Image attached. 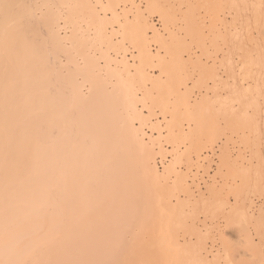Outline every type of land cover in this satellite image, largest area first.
I'll list each match as a JSON object with an SVG mask.
<instances>
[{"label":"bare ground","instance_id":"obj_1","mask_svg":"<svg viewBox=\"0 0 264 264\" xmlns=\"http://www.w3.org/2000/svg\"><path fill=\"white\" fill-rule=\"evenodd\" d=\"M180 2L185 9L177 13L181 15L178 21L186 36L183 39L177 36L180 27H176L178 32L173 34L167 29L169 31L165 33L168 32V36L164 39L152 29V25L146 20L139 7H135L132 0H0V264H163V258L167 256L163 253L168 252L170 256L171 250L168 251L167 248L164 249L165 252L159 250L164 248L162 245L158 251L163 252V258L161 253L154 249L155 245L150 247L141 240L145 232L148 233L150 229H147L149 226L147 223L151 225L152 220L157 224L160 222L158 229L160 231L162 229L165 234L164 228L170 220L166 222L162 213L157 210L162 209L160 206L167 208L170 196H165L168 198V201H165L163 194L168 191L167 188L170 191V187H167L166 181L163 182L164 176L162 177L153 164V147H149L143 141V127L149 125V117L143 115L141 109H137L136 106L137 102H140L142 108L147 107L148 114L154 115L155 103L160 104L159 100L155 102L154 96L159 94V91L163 93L166 84H163L162 88L161 83L164 82H160L159 89L158 80L146 79L150 81L148 84L147 81L141 84L138 82L139 88L143 91V100H138L135 90H132L134 82L132 78L127 74L124 81L120 79L125 77L119 78L122 74V72L119 74V71H123L121 68L127 66L124 56L117 61L116 58L112 59L107 51H124L122 40H126L137 53L132 57L138 62L135 68L142 67L146 63L150 65L155 60L152 58L147 41V29H150L152 32L150 37L159 43L157 45L163 53L161 57H157L155 64L162 74L165 72L166 82H170L171 86L173 75L169 81L167 74L171 72L173 74L175 70L173 68L176 62L178 63L177 48L183 45L190 31L188 36L192 43L189 44L190 46L195 44L196 50L199 48L204 52L215 53L222 51V55L226 53L223 51L228 47L235 50L236 58L239 60L236 64L241 63L239 71L241 82L251 81V84L254 83L253 85L256 86L257 79L260 78L259 71L264 68V57L261 55L263 58L259 57L262 62L256 61L258 58H255L258 56H253L254 52H264V0H191V5H185L188 4V0H180ZM118 5L122 7L129 5V12L134 9L132 17L130 16L132 19L127 15L128 9L121 11L125 9L123 7L120 9L121 12H118L116 10V6L119 9ZM172 8L169 0H148L146 5L148 11L157 10L164 28H168L176 17L173 13L175 7ZM200 9H203L204 15L206 14L210 19L206 20L209 21L208 34L203 30L205 24L204 19L201 20ZM78 20L84 22V28L79 25ZM114 24L119 30L113 28ZM111 28L112 30L109 31ZM89 30L92 32H88ZM117 34L122 39L121 42L117 41ZM184 47L186 48V45ZM224 57L226 63L227 56ZM197 58L199 59V55ZM134 59L132 60L135 61ZM227 59L229 61L231 58L227 57ZM196 62L193 63L194 66L198 65ZM127 64L129 65V62ZM213 65L212 63L210 67ZM230 67L229 72L233 70L232 66ZM135 68L133 71L136 72L132 75L134 79L137 77L136 81H139L138 76L145 73L141 72L144 68L141 70ZM168 69L171 70L170 73ZM126 71L130 74L129 70ZM235 75L234 73V77ZM232 76L230 77L233 81ZM262 78L264 81V77ZM140 79L145 80L144 77ZM217 79H213L212 99L203 100L202 97L199 101L193 100L194 105L188 104L189 101L184 100V91L180 92L177 83L174 89L175 84L172 83L171 91L174 94L169 93V97L176 96L175 102L171 103L173 112L167 105L164 112L160 111L164 116L162 118H166L164 114L170 111L172 114L168 115L169 121L173 122L176 117L180 119L181 116H185L186 118L183 117L185 120H182L186 122L189 120L193 124V128L189 126L192 132L188 130V135L181 132L182 128L175 133L173 126L176 124L169 126L168 122L167 127L164 126L167 131L164 139L173 146L175 161L180 159V155H177L179 144L188 142L193 148L201 143L203 135L207 136L205 140H208L213 134L212 128L215 127L212 120L216 119L214 116L222 120L223 125L219 132H230V135L225 136L226 142L224 141L222 145L232 141L233 134H236L234 136L238 137V141L244 145L248 144L249 136L246 133L251 134L247 130L249 121L243 118L242 110L246 107L255 108L254 102L250 100L252 98L246 97L251 91L248 89L249 93L246 92L245 95L244 91L241 93V90L238 92L239 89H236L239 82L234 85L232 81L233 84H228L227 81L230 79L226 83H220ZM198 81L195 83L197 87L200 84ZM220 86H223L228 93L224 98L218 96L217 90ZM250 86L248 85L247 88ZM256 87L258 90L259 85ZM176 88L180 93H175ZM152 90H155V95ZM187 94V98H190L188 91ZM166 95L164 96L167 100ZM234 101L239 103L238 110L232 107ZM166 110L168 111L165 112ZM152 126L160 137L161 129L164 127L161 128L159 124ZM198 132L203 135L197 137ZM219 132H216V135ZM154 140H150L149 143H155ZM253 140L255 143L252 142V145L255 147L259 144L258 136ZM236 142H233V147ZM223 147H221L222 158L218 159L221 163L219 168L224 167L222 169H226L225 175L238 176L244 182V170L238 165L237 169H234L236 158L231 159L234 163L228 159L230 155L226 153L229 152L226 151L228 148ZM229 160L232 164L228 163ZM166 171L171 176L173 174L175 176L171 165ZM246 174L248 175V172ZM178 181L175 185L182 190L178 189L180 192H183L184 189L186 190L182 186L184 182L181 180L182 183L178 184ZM225 185L227 187V184ZM213 186L214 184L211 186L213 188L211 191L209 188V197L201 198V202L205 200L204 204H201L205 209L204 213L210 209L208 214L212 211L216 215L217 210L225 203L222 202L221 205L217 203L218 195ZM169 194L172 196V193ZM171 206L169 205L167 210L163 207L162 212L166 210L168 213L170 209V214L175 208L176 214L180 217L182 202L177 203L175 207ZM224 208L223 206V210ZM236 212L235 217L232 215L231 223L237 222L244 228L241 221L246 219L253 221V214V217L250 214L243 215L239 209ZM163 215L165 216L164 213ZM146 218L148 222L141 226ZM132 223H137L138 226ZM133 225L138 230H134ZM149 227L152 229V226ZM180 227V220L171 223V228L175 232ZM260 227L262 228V225ZM143 229L148 231L144 232ZM256 231L259 236V228H256ZM150 234L151 232L148 236H151ZM247 236L249 237L248 234ZM151 237L156 238V235ZM248 237L246 239L248 241L244 243L245 248L247 243L250 244L252 241H249ZM152 239L151 241L146 239V242L152 243ZM200 243L201 241L197 247L183 251L184 255L170 256V262L201 264L202 258L205 257V255L201 257L203 253L201 250H204L205 246L201 249L200 246L202 247L203 244ZM175 247L177 249V246ZM165 260L169 262V259L165 258ZM256 262L260 264L259 260ZM251 263L253 262L249 261L248 264Z\"/></svg>","mask_w":264,"mask_h":264},{"label":"rangeland","instance_id":"obj_2","mask_svg":"<svg viewBox=\"0 0 264 264\" xmlns=\"http://www.w3.org/2000/svg\"><path fill=\"white\" fill-rule=\"evenodd\" d=\"M104 1H106V0H104ZM132 1H134L135 7L136 8L139 7L141 13H143L144 17H146V20L152 25V29L156 30L158 32V34H161L160 37L161 36L163 38L167 37L168 36V34H167L168 32L167 33H165V32L169 31V30H171L173 32V34H176L178 32V29L176 31L175 28L176 27L178 28V27L181 26V24H179V21H178V18L181 15H177V13L179 11L182 12L185 9L184 5L183 6L180 5V3L182 4V2H180V0H171V1L169 0V2L171 4V7H173V8L175 7L174 10H173V13L176 14L175 15L176 17H174V20H172V22H171L174 25L172 26V24H171V25L168 26V28H164L162 26V23H161L162 19L159 17V14L157 13V10H151V11L146 10V5H147V1L148 0L147 1L146 0H132ZM118 4H121V3H118ZM178 5L181 8H179ZM185 5H191V0H188V4L186 3ZM118 6H119V9L116 6V10L119 12L120 9H122L124 7V5H123V7H122V5H118ZM124 8L125 9H122L121 11L128 9L127 12H129V5L125 6ZM202 10L200 9V11H199V14H201L200 15L201 16V20L202 19H204V21L210 20L207 17L206 14L204 15V12ZM132 11H134V9H132L130 11L131 13L130 12L127 13L128 17L130 19H132L131 18L132 17V13H133ZM175 18L178 21L177 25H176L177 21H175ZM204 21H203V23L205 24V26H203V28L205 27L206 30L205 29H203V30H204V32L206 34L208 32V30H209V28L207 26L209 21H206V22H204ZM78 23L82 27L85 26L84 22H82L81 20H78ZM209 26H210V23H209ZM113 28L116 29V30H119L118 26H115V24H114ZM180 28H179V32L177 33V36H180L181 39H183L186 35H185L183 29L181 28V30H180ZM207 28H208V30H207ZM167 29H169V30H167ZM110 30H112V28L109 29V31ZM88 32H92V31L89 30ZM147 32H148L147 41H148V45H149V50H150V53L152 54V58L155 59V60L153 61V59H152L153 62L150 63V65H148L149 63H146L147 66H146V64L144 66H142V67L141 66H138V67L136 66L140 70L142 68H144V69H142L143 71L141 70V72H145V73H141V76L140 75L138 76L139 77V81H136V80H138L137 77L134 79L133 78L134 76L132 75V74H135V72H136V70L135 71H133V70L135 68V65H137L138 62H137L136 58L135 59L132 58L133 56L135 57V55L137 53L135 51H133V48H132V46H131V44L129 42H127L126 40L123 41L122 39H120V36H118L119 34H117L116 35L117 36L116 39H117L118 42H121V40H122V45L125 48L124 51H122V50H118V51L110 50L109 51L108 50L107 53L109 52L108 55L110 54L109 56L112 59L116 58L117 61L121 60L120 58H123L122 56H124V60L129 62V65L127 64V62H126V65L129 66V67H130V64L133 65L134 68L133 67L128 68L127 66L124 67L125 70H124V68L123 69L121 68V70H123V71H125L127 73H124L123 71H119V74H121V72H122V74H121L122 76L119 75V78L125 77V78H121L120 79V80L123 79V81L126 79L127 75L132 78L131 80L134 81L132 83L133 84L132 85L133 88L130 86L131 84L129 83V82H132V81H129L128 83L130 84L129 86L132 88V90L133 91L135 90L134 93L137 94L136 97H138L137 98L138 100H140V101L143 100V98H142L143 97V95H142L143 91L139 88L140 87L139 83L141 84V83H144L145 81H147V84H148L150 82L148 80H158L157 81V84H159L158 87L160 86V82H164V83H161L162 84V88H163V84L164 85L166 84L165 85V90L166 91L163 89L164 90L163 93H160V91H159V94H156V93H154L156 89L154 91L152 90L154 95L156 94L159 97L158 98L155 95L154 96L155 99L154 98L153 99L155 100V102H158L156 100H159V102H160V104L157 103L158 104L157 105L155 103V106L154 107L152 106L154 108L153 110L155 111L154 115L148 114L149 111H148L147 107L146 108L145 107L142 108V105L140 104V102H137L136 106H137V109H141L142 113H144L143 115L149 117V121H150L149 125L143 127V132H144L143 141H144L145 144H148L149 147H151V148L153 147L152 148V152L154 151L153 164L155 165V167L158 170V172L161 173L162 177L164 176L163 179H162L163 182L166 181L165 183H167L166 184L167 187H170V191H169V188H167V187H166L167 188L166 190H168L170 193H172V196H171V194H169V192L166 191L168 195L166 194V192H164L165 195L163 194V196L164 197L165 196H170V197H168L169 198V202H168L169 205H172L173 207H175L177 203L182 202L183 207H182V211H181L180 217H179V214H176L177 211L175 210V208H174L175 212H173L174 210H171V212L169 214V210H170L169 209L168 213H166L167 212L166 210H167L169 205L165 202V201H168V198L165 197V199H164L165 201L164 200L163 201H164V203L167 204V206H166L167 208H165L164 206L163 207L166 210L165 211L163 210V212H162V209H164V208L161 207V206H160V208H162V209H160V211L157 210L160 214L162 213L161 215L164 217L166 222H167V220H170V221L167 222V224L169 222L170 223L168 224V226L166 224L165 228H164V225L162 224L163 228H164V231H165V234H163L162 229H161V231L159 230L160 228H159L158 225H159L160 222L157 224V222H154L153 220L151 221V219L148 217V220H150L152 224L151 225L148 224L147 223L148 221H147V218H146L145 219L146 220L145 223H144V220H143L142 221L143 225H141V226H144L147 223V225L152 226V229H151V227L148 226L147 229L150 228L149 231L146 229L148 231V233H146L145 232L146 230L143 229V231L145 232V235H144L145 237L143 236V238H145V239L141 238L142 241L144 240L142 243L145 244V245H148L150 247H152L153 245H155V246L158 245L157 247L154 246V249L156 248L157 250L156 249L155 250L159 254L161 253L160 255H161L162 258L164 257L163 254H165V255L168 256V257L165 256V258L169 259V262H168V260H165V258H163V264H172L170 262L171 261V257L170 256H173V255L174 256L175 255H184L183 251H185L186 249L190 250L193 247L199 246V244H198L199 241H201V243L203 244L202 245L200 243L202 245V247L200 246V248L204 249L203 247L205 246V249H206V250L205 249L201 250V252H203L201 257H203L205 255V257H203L204 259L202 258V262L203 263L201 262V264H206V262H207V264H213L214 261L216 262L214 264H229V263L235 264L236 262H237V264H243V262L248 264L249 261L253 262L254 264H258V262H256V260H259L260 264H264V131H262L263 127H264L262 125V124H264V81H263V78H262V77H264L263 76L264 75V68H261L260 71L258 70L260 72V75L259 76L257 75V76L260 77L261 80H260V78L257 79L258 77L256 76V79L258 81V84H256V86L259 85V88L257 90V87L255 85H253L254 83L251 84V81H246L245 80L244 82L243 81L241 82V80H240L241 78H239V75H240L239 71L241 69V65H240L241 63L237 62V64H236V61H239V60L236 58L237 55H236L235 50H233V49L231 50L228 47V48H226L227 50L225 49V51H223L224 53L226 52L225 54L223 53L225 56H227L228 58H231L228 61V59L226 57L225 61L226 60L228 61V63L226 61V63H227L226 64L224 62V58L225 57H224V55H222V51L221 52L219 51V53L218 52L215 53L213 51L212 52L211 51L204 52V51L199 50V48H197V50H196L195 44H193V45L191 44V46H190L189 43H192V40L189 39V36H190L189 32L190 31L188 32V35H189V36L187 35L188 38L187 39L185 38L186 41L184 39V41L186 43H188V44H185V42L183 41L184 42V43H182L183 45H180V47L177 48L178 49V51H177L178 52V59H177L178 63L176 62V64H175L177 67L174 65L175 68H173V69H175V70H173V74H171L172 73L171 72L172 68H171V70L168 69V72L169 71L171 72V73L169 72L170 74H167V77H168L169 81H170V77H172V75H173V79H171L172 80L171 86H172V83H173V85L175 83H177V87L179 88L180 92L184 91L183 92L184 100L189 101L188 104L190 103L192 105L193 100H194V102H196L197 100L199 101L200 98H202V97L204 98L203 100L212 99V97H213L212 94H213V90H214L213 89L214 88V80H213L214 78L215 79L218 78L217 80H219L220 83L221 82H225L226 83V81L230 79L229 81H227L228 84H233L234 83V85H236L239 82L236 85V89H239V90H237L238 92H240V90H241L242 91L241 93L245 92V95H246L247 93H249L248 89H250L251 93H249V95L247 94L246 97L250 96L249 98H252L250 100L252 102H254L253 104H255L254 105L255 108L254 107L253 108L246 107L249 110L246 109V108H244L242 110L243 118H247L248 121H249V126L248 127L250 129L248 128L247 130H249L248 132H250L251 134L246 133L249 136L248 144L244 145L243 143H241L240 141L237 140L238 137L236 138L234 136L236 134H233L232 141H227V143H226L227 145L225 143H224L225 145H222L224 141L226 142L225 136L227 137L228 135H230V132L229 133L226 132L227 130L225 131L226 133H223L224 131L219 132V129L223 125L222 124V120L220 118L218 119L217 117L214 116V118H216V119H212V120L215 123V127L212 128L213 129L212 130L213 134L212 133H211L212 135L210 134L211 135L209 137L210 141H208L209 138L206 141L205 138H207V136L204 137V135L201 134V132L200 133L198 132V134H196L197 137L198 136L200 137L202 135L204 137V138L201 137V140H200L201 143L196 145L193 148L188 145L189 144L188 142L187 143L184 142V143L179 144L180 146H178V151H177L178 154L177 153L176 154L180 155L179 156L180 159L175 161L174 157L176 155H174V153L172 152V150L174 148H173V146H171L170 143H168L164 139L165 134H167V131L165 129L167 127V123L168 122L170 123V124H168L169 126H173L175 124L176 125L178 124V126H176V125L173 126V128L175 127L174 128L175 130L173 128L172 129L176 133V132H179V130L182 128L183 130L181 129V132L183 131L185 133V135H188V133L190 131V128H193V124H191L192 122H190L189 120H188L190 122L189 125H188V121L187 122L183 121V120H185V119H183V117H185V116H181L182 118H180V119H178L179 117H176L175 118L176 120L175 119L173 120V122L176 121L178 123L174 122V124H173V122H171L172 120L169 121L170 116H168V115H169V113H171L170 111H172V109H171V106L173 104L172 102H175L176 96L175 95H171L172 97H169V93L170 94H174L171 91V89H173V88L170 86V84H169L170 82H166L167 79L165 78L166 77L165 72H164V74H162L161 71H160V68L155 64L156 60H157V57H159V56L161 57L162 54H163V53H161L162 49H160L158 47L159 45H157V44H159V43H156L155 39L153 41V39H152L153 37H150L152 35V32L150 31V29L149 30L147 29ZM185 45H186V48L190 47V49L187 48L188 50H190L189 51L190 53L184 47ZM182 47H184V49H182ZM256 53H258V54H256ZM256 53L254 52V55H253V56H258L256 58L254 57L255 59L258 58V60H256V61H262L261 58L264 57V55H263L264 52L262 53V51H261V52H256ZM228 54H229V56H228ZM233 54H235L236 56H234ZM196 55H197V57L199 55V59L200 60L196 57ZM260 55L263 56V57H261ZM222 56H223V58H221ZM259 57H261V58L259 59ZM189 58H190V60H188ZM132 59H134L135 61H133ZM221 59H223V61ZM230 60H232V61H230ZM221 61H222V64L220 63ZM194 62L198 63V65L195 64V66L197 68L196 70H195V66L193 65ZM199 62H201L202 65ZM212 63L214 65H213V67H210L212 65ZM229 64H230V66H232V69H233V70H231L232 73H231V71L229 72V70L231 69V67L228 66ZM236 65L239 68L236 69V67H237ZM193 66H194V68H193ZM200 66H201V69H200ZM214 66H215V68H214ZM233 66H235V67L233 68ZM207 67H209V68H207ZM227 67H230V68H227ZM137 68H135V69H137ZM226 68H227L228 71L226 70ZM126 70H129L130 74H128V71H126ZM211 70H213V71H211ZM204 71H207V73H204ZM233 72L236 74L235 76L238 77L240 81H238V78L234 77V73ZM236 72H239V73L237 74ZM125 74H127V75H125ZM142 74H146L147 76L146 75L144 76ZM226 74H228V75L230 74L229 77ZM232 74H233V76H232ZM175 75L177 77H175ZM230 76H232V78L234 77L236 79L234 80V78H233V81H232ZM140 77L141 78L144 77L145 80L142 79L143 82H141L142 80L140 79ZM176 78H178L177 79L178 81L176 80ZM128 79H130V78H128ZM146 79H148V80H146ZM197 81L200 83L199 86H198L199 89H198L197 86H195V83H197ZM246 83H247V85H246ZM248 85L249 86L251 85L250 88L249 87L247 88ZM148 86H150V85H148ZM173 87L175 89L176 84ZM131 88H130V90H131ZM160 88L161 87H159V89ZM178 88H176V90ZM242 88H243V90H242ZM137 89H140V90H138V92H136ZM167 90H168V93H167ZM185 90H186V92H185ZM187 91H188V93H190V98H187L188 97ZM178 92L179 91L177 90V92H175V93H178ZM217 92H218V96L220 98H224L228 94L223 86H220V89H218ZM166 93H167V95H166ZM162 94H163V96H162ZM257 94L260 95V96H258ZM164 95H166L167 100L165 99ZM183 96H181V98ZM174 98H175V100H174ZM163 99H165V100H163ZM172 100H174V101H172ZM194 104L195 103H193V105ZM238 104L239 103H237V101H234L233 104H232L233 109L235 108V110H238V108H239ZM148 105H150V103ZM159 105H160V107H162V109H160ZM167 105H169L168 109L169 110L171 109V110L169 111V113H165L164 114L166 118L163 119L162 117H164V116H163V114H161L162 113L161 110H163V112H164L165 107H167ZM160 111H161V113H160ZM167 111L168 110H166L165 112H167ZM181 112H183V109L181 110ZM180 120H181V122H180ZM153 123L157 124V125L159 124L161 128L166 126L163 129H161V133H162L161 136H163V137H161V136L159 137L158 136V132L155 129L152 128L153 127L152 125H154ZM171 123H172V125H171ZM252 125H253V127H251ZM136 126H138V125H136ZM189 126H190V128H189ZM191 132H192V130L190 131V133ZM216 132H219V134L216 135L217 134ZM239 132L240 131H238V133ZM239 134H241V132ZM257 136H258V139H259V144L257 146L255 145V147H254V145H252V142H253V144L255 143V141L253 139L257 138ZM154 139L156 141L157 140L158 141L156 142ZM150 140L151 141L154 140L155 143H153V142L149 143ZM147 141H148V143H146ZM197 141H199V140H197ZM229 142H231V144ZM233 142H236V143H234V147H233ZM235 145H237V146H235ZM223 146H227V148H228L226 150V151H229V152H226L227 155H228V153H230V155L228 156L229 158L227 157L228 159L231 160L233 158V160H234L236 158L235 162H237V163L233 164V167H235L234 169H237V165H238V167L240 169L244 170V172H245L244 182H242L241 179L238 176L229 177V175L228 176L225 175L226 174V169L225 170L222 169L224 167L219 168V167H221L220 166L221 163H220V161H218V159L220 157L222 158L221 154L223 153V149H221V147H223ZM223 148H225V147H223ZM219 149H221L222 152ZM172 153H173V155H172ZM216 156H217V158H216ZM221 158H220V160H221ZM228 159H227V161H228ZM230 160H229L228 163H230L232 161V160L231 161ZM232 162L234 163V161H232ZM232 162H231V164H232ZM216 164L217 165L219 164V165L217 166ZM169 165H171L174 168L175 176H174V174L171 176V174H169L166 171V168ZM246 169H247V171H246ZM220 171H222L221 173H224V172L225 173L222 174V175H221V173H219L220 174L219 175L218 172H220ZM247 172H248V175L246 174ZM166 174H167V176L169 178H166L167 177ZM226 177H228L229 179H227ZM164 178H165V180H164ZM232 178H233V180H230ZM181 180L184 183H182ZM226 180H227V182H226ZM177 181L179 182L178 184L182 183V186H184L186 188V190L184 189L183 192H180L182 190L177 188V185H175V184H177ZM245 182H246V184H245ZM213 184L215 186L214 191L218 195V196L216 195L217 199L219 200V201L217 200V203L219 205H221L220 203H222V202L225 203V204L221 205L222 207L220 206V208L217 210L218 212L215 211L216 215H214L212 211L210 212L211 214H208L210 209H209V211H206V213H204L205 211H203V210H205V209L202 207V204H204V201H205L204 199H207L209 197L208 196L209 195L208 193H210L209 192V188H210V191H211V188H212L211 186ZM225 184H227V187H226ZM172 185H173V188H172ZM234 185L235 186L237 185V186L235 187ZM230 186H231V188H230ZM234 188L236 190H234ZM232 190H233V192H231ZM186 192H187V194H186ZM201 198H204L202 202H201V200H202ZM189 200H190V204H189ZM223 206L225 207L224 210H223ZM189 209H191V210H189ZM237 209H239L240 213H242L243 215L244 214L245 215H249L250 214L252 216V214H253V216H254V217L252 216L253 217V221H248L247 219H246V221L244 220L245 222L241 221V224L244 225L245 230H243L244 228L242 226H240L237 222H235V223L232 222L231 223V221L233 220L232 218L235 217L234 215L237 214V212H236ZM220 212H221V214H220ZM232 212H234V213L232 214ZM163 213L165 214L166 217L163 215ZM259 213L260 214L263 213L262 216ZM232 215H233V217H232ZM259 215L262 217L261 219H260ZM176 218H177V220L181 221V227L179 228V230H177L175 232L171 228V223L173 224L174 222H176L177 221ZM255 220H256L257 224L255 223ZM150 221H149V223H150ZM258 223H261V224H258ZM132 224H134V223H132ZM136 224L137 223H135L134 225L138 226ZM134 225H133V227H134ZM155 225L158 226V227L156 228ZM257 225H258V227H257ZM261 225H262V228L260 227ZM238 226H240L242 228V231H241V228L238 227ZM130 227H132V226H130ZM256 228H259V236H258V233L256 231ZM134 230H138L137 227ZM158 230H159V232H158ZM195 231H197V233ZM149 232H151V234H150L151 236H155L156 235V238L153 237V239H152L151 236H148ZM154 232H155V234H153ZM246 232L249 235V237L247 236V234H245ZM142 233H141V235H143ZM159 233H161L162 236L166 235L165 237H167V238L162 237V236L158 237V235H161ZM198 233H200V234H198ZM245 236H246V238H245ZM160 237H162V238H160ZM247 237H248L249 241H251V240L252 241L250 242V244L247 243V247L245 248L244 243H245ZM146 239H148L149 241H151V239H152V243L148 242V241L146 242ZM164 239H166L167 242ZM162 241H164L166 244L164 242H162ZM158 242H160V243H158ZM173 242H175V243L173 244ZM252 243H253L254 246L251 245ZM159 244H160V246H159ZM161 245L164 247L163 249L160 248V247H162ZM164 245H166V247ZM175 246H177L178 250L176 249ZM250 246H252L253 248L250 247ZM249 247L252 248V249H250ZM158 249L162 250L163 252H165L166 250H168V251L171 250V251H174V252L170 251V256H169L168 252L163 253L162 251L161 252L158 251ZM164 249H166V250H164ZM174 249L176 250L177 253L175 252ZM179 252L180 253L182 252V254H179ZM251 253H252V255H251ZM256 257H259V258H256ZM239 258H241V259L239 260ZM254 259H255V261H254ZM242 260H244V261H242ZM164 261H167L168 263L167 262L165 263ZM240 262H242V263H240ZM253 263H251V264H253Z\"/></svg>","mask_w":264,"mask_h":264}]
</instances>
